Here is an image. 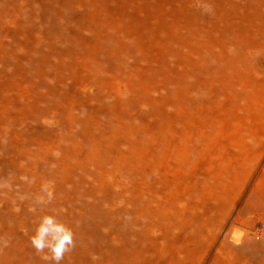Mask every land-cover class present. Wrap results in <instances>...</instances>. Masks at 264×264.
Returning a JSON list of instances; mask_svg holds the SVG:
<instances>
[{
    "label": "bare ground",
    "instance_id": "1",
    "mask_svg": "<svg viewBox=\"0 0 264 264\" xmlns=\"http://www.w3.org/2000/svg\"><path fill=\"white\" fill-rule=\"evenodd\" d=\"M248 31L234 30L240 47L228 50L229 65H216L226 51L215 40L195 46L194 68L180 75L191 77L184 91L155 82L146 94H117L115 85L98 94L86 75L79 94H0V174L14 173L11 192L0 193V264L43 260L24 251L39 224L32 214L56 215L77 242L91 225L108 228L106 253L99 244L79 248L92 264H264V32L250 29L249 39ZM141 42L130 51L132 69L147 58ZM120 61L82 72H120ZM70 72H60L63 83ZM107 219L111 227L99 225Z\"/></svg>",
    "mask_w": 264,
    "mask_h": 264
},
{
    "label": "rangeland",
    "instance_id": "2",
    "mask_svg": "<svg viewBox=\"0 0 264 264\" xmlns=\"http://www.w3.org/2000/svg\"><path fill=\"white\" fill-rule=\"evenodd\" d=\"M201 1L212 6L211 14L202 11L204 4L200 1V5L194 7L195 0H0V94H43V97L79 94V83L86 75L95 78L90 83H95L98 94H103L104 88L110 89L113 85L117 94H128L129 87L136 93L146 94L143 91L155 82L156 87L168 83L166 87L170 92L175 85H180L179 91H184L187 85H183L191 82V77L180 75L185 69L194 68L195 62L189 56L196 50L195 46L204 48L210 40L222 45L226 51L223 62H216L221 67L232 62L229 58L233 54L228 50L240 47V44L234 43L233 35L241 33L234 30H249L246 33L249 39L250 29L264 32V0H249L244 6L241 0ZM225 7L228 13L224 12ZM112 25L120 26L111 28ZM249 25L251 28L248 29ZM225 27H229L227 33L221 31ZM198 33L204 34V37L196 38ZM123 35H128V39ZM139 40L146 45L147 58L142 68L132 69L134 61L129 54L136 51ZM231 41L234 44H230ZM118 55L121 58L118 64L124 68L125 74H122L121 66L120 72L116 69L110 73L101 70L96 74L82 72L86 63L100 62L110 66ZM73 60L77 70L70 72L74 63L69 65V62ZM63 69L71 73L70 81L66 79L64 83L60 79ZM179 77L185 81L179 82ZM9 82L12 85H8ZM147 94L158 93L153 90ZM160 94L168 93L162 89ZM141 110L147 109H135L133 113L141 114ZM137 130L143 131L141 127ZM10 169L13 170V167ZM2 173L0 193L4 194L3 191L12 190L14 173L9 168L3 169ZM103 193L102 189L100 196ZM4 198L1 210L9 205V198ZM44 206L38 204L39 209L45 210ZM104 207L117 219L114 209L110 210L107 205ZM32 215L39 223L40 218ZM106 222L99 225H113L109 219ZM89 227L86 239L75 235L80 242L74 239L75 246L65 254L68 264H92L89 259H84L79 248H93L99 244L101 252L106 253L110 230L97 229L93 225ZM31 228L36 229L34 225ZM74 229L75 232L78 230ZM124 230L122 226L114 231L122 234ZM24 245V251L28 247L34 249L32 245ZM5 248L8 246L5 245ZM35 263L47 264L44 260Z\"/></svg>",
    "mask_w": 264,
    "mask_h": 264
},
{
    "label": "clouds",
    "instance_id": "3",
    "mask_svg": "<svg viewBox=\"0 0 264 264\" xmlns=\"http://www.w3.org/2000/svg\"><path fill=\"white\" fill-rule=\"evenodd\" d=\"M202 11L211 14L213 8L209 4H204ZM42 191L46 194V202L50 203L54 200V193L48 185L43 186ZM31 244L47 264H60L65 254L75 246L74 234L56 215H44L31 237Z\"/></svg>",
    "mask_w": 264,
    "mask_h": 264
}]
</instances>
